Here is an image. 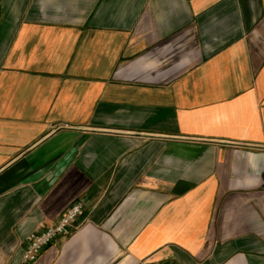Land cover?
Listing matches in <instances>:
<instances>
[{
    "label": "crops",
    "instance_id": "0c3cea01",
    "mask_svg": "<svg viewBox=\"0 0 264 264\" xmlns=\"http://www.w3.org/2000/svg\"><path fill=\"white\" fill-rule=\"evenodd\" d=\"M264 264V0H0V264Z\"/></svg>",
    "mask_w": 264,
    "mask_h": 264
},
{
    "label": "built area",
    "instance_id": "2783aa9c",
    "mask_svg": "<svg viewBox=\"0 0 264 264\" xmlns=\"http://www.w3.org/2000/svg\"><path fill=\"white\" fill-rule=\"evenodd\" d=\"M82 201L73 202L63 213L59 221L39 232L29 234L25 239L22 264H31L38 259L43 250L57 239L69 234L77 219L83 214ZM139 264H146L141 262Z\"/></svg>",
    "mask_w": 264,
    "mask_h": 264
}]
</instances>
